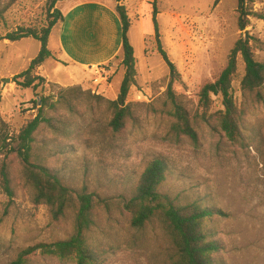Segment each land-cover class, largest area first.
<instances>
[{
	"label": "rangeland",
	"instance_id": "374dc122",
	"mask_svg": "<svg viewBox=\"0 0 264 264\" xmlns=\"http://www.w3.org/2000/svg\"><path fill=\"white\" fill-rule=\"evenodd\" d=\"M106 1L114 5L113 0ZM256 3L248 2L250 12L264 14V7L256 10ZM236 8V0H221L216 6L214 0H129L128 38L136 74L127 101L151 102L165 91L169 80V69L156 49L153 9L162 47L177 73L175 88L195 103L202 86L214 81L225 67L241 34ZM48 14L45 0H18L3 12L0 35L23 24L40 27ZM256 18L250 16L245 30L254 58L264 62V41L251 30ZM56 36L57 29H53L49 51H55ZM39 50L40 43L32 38L0 41V118L8 137H15L26 120L38 113L39 105L34 104L38 94L56 96L58 90L74 86L107 100L116 99L119 93L124 75L121 50L104 65L69 68L62 62L58 71L53 56L36 70L45 78L44 84L36 90L18 87L13 77L27 69ZM243 73L239 59L232 82L238 105ZM219 107L220 101L215 99L213 109ZM80 114L82 117L73 119L82 126L81 141L70 142L66 153L55 160L66 182L78 184L86 178L104 196L125 193L147 161L162 156L170 171L164 193L198 199L225 213L215 228L224 264H264V101L245 109L239 144L206 127L199 145L168 141L166 120L152 114H141L140 127L128 128L123 140L109 143L100 132L106 120L103 109L93 115L82 110ZM103 227L107 234L97 231L96 235L114 249L101 264H169L168 243L159 230L127 231L118 221L103 223ZM69 231V223L51 221L47 207L33 204L24 188H17L10 206L0 194V264H13L28 247L64 238ZM22 259V264H74L40 250Z\"/></svg>",
	"mask_w": 264,
	"mask_h": 264
},
{
	"label": "trees",
	"instance_id": "16d2710c",
	"mask_svg": "<svg viewBox=\"0 0 264 264\" xmlns=\"http://www.w3.org/2000/svg\"><path fill=\"white\" fill-rule=\"evenodd\" d=\"M16 1L0 2V19ZM62 1L65 0H45L49 13L46 24L40 27L23 24L0 35V41L32 38L40 43V50L27 69L13 77V82L22 89L36 90L45 82L36 70L53 57L47 43L51 30L63 19L57 8ZM220 1L214 0V6ZM236 1L237 26L241 34L229 52L225 67L214 81L202 86L195 103L175 88L177 73L162 47L155 9L152 21L156 49L169 69V80L165 91L151 102L127 101L136 74L135 59L128 38L131 22L127 10L117 6L124 75L116 99L107 100L79 86L58 90L56 96L38 94L34 102L35 106L39 105L38 113L26 120L15 137H8L0 118V194L5 196L7 205L14 203L17 188L22 187L33 204L47 207L51 221L70 225L64 238L28 247L13 264H22V257L36 250L74 264H101L114 248L96 232L105 236L108 230L103 223L114 221L127 231L146 227L159 230L168 243L169 264H224L221 259L223 246L216 237L215 228L225 213L198 199L164 193L162 187L170 171L162 156L149 159L126 192L113 196H104L92 189L86 178L78 184L66 182L56 164L70 142L81 141L82 126L73 119L82 117L81 110L93 115L103 109L106 120L100 132L109 143L123 140L128 128L140 127L141 114L165 119L166 140L171 142L199 145L200 134L206 127L222 133L228 142L241 143L240 128L245 109L264 101V62L254 58L245 29L250 24V16L264 20V14L250 12L247 6L251 0ZM239 59L244 68L240 105L232 87ZM215 99L220 101L216 110L213 109Z\"/></svg>",
	"mask_w": 264,
	"mask_h": 264
},
{
	"label": "crops",
	"instance_id": "0c3cea01",
	"mask_svg": "<svg viewBox=\"0 0 264 264\" xmlns=\"http://www.w3.org/2000/svg\"><path fill=\"white\" fill-rule=\"evenodd\" d=\"M256 1V10L264 7V0ZM62 4L60 7L57 4V8L63 19L53 27L57 29V46L55 51H50L56 57V71L63 66L62 62L69 68L97 67L113 60L120 50L122 53L121 24L116 7L124 6L127 10L129 0H113L114 5L106 0H65ZM251 30L264 41V20L254 19Z\"/></svg>",
	"mask_w": 264,
	"mask_h": 264
},
{
	"label": "water",
	"instance_id": "95a60500",
	"mask_svg": "<svg viewBox=\"0 0 264 264\" xmlns=\"http://www.w3.org/2000/svg\"><path fill=\"white\" fill-rule=\"evenodd\" d=\"M8 80V79H7Z\"/></svg>",
	"mask_w": 264,
	"mask_h": 264
}]
</instances>
